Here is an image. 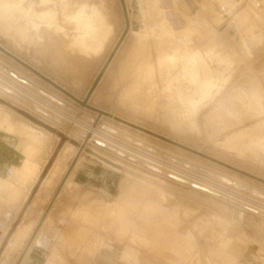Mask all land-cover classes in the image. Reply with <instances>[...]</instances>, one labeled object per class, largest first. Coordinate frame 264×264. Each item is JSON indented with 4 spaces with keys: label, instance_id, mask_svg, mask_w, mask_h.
Segmentation results:
<instances>
[{
    "label": "rangeland",
    "instance_id": "374dc122",
    "mask_svg": "<svg viewBox=\"0 0 264 264\" xmlns=\"http://www.w3.org/2000/svg\"><path fill=\"white\" fill-rule=\"evenodd\" d=\"M18 1L0 0V71L5 78L2 80L4 85L9 86L6 88L18 94V99H16L10 93L6 95L0 91V138L4 148L6 146L12 148V151L7 153L9 158L0 164V223L6 222L10 213L12 215L13 211L19 209L0 248V260L4 257L12 237L19 228L23 229L22 242L17 250L12 252L6 264H30L25 257L33 241L42 239L46 233L47 235L44 236L46 243L43 248L46 254H51L57 246L56 238H59L60 233L64 231L65 225L58 219L64 217L70 219L71 223L68 222L67 229L70 230L69 227L74 229L70 230L73 234L78 228L72 223L73 221L83 219L85 222L88 221L89 217L83 216L80 210L82 203L85 202L94 208L100 200L104 199V195L95 190H88L87 187L108 193L110 191L108 186L97 183L101 181L100 177H86L83 174H77L74 182H81L87 187H78L74 182L68 187L67 181L71 175L75 174L74 171L77 168L75 166L79 162L89 158L91 154L99 153L125 165L124 168L127 171L125 172L123 168V174L129 172L133 174L132 170H135V175L147 177L149 175L155 186H152V183L147 184L157 192L161 187L166 188L169 193L165 190L164 192H167L169 196L194 207L199 214H211L224 220L227 225L228 238L237 241L242 248V257L238 264H264V222L256 215L247 213L249 211H245L246 208L244 209L249 203L253 205L254 198L251 196L253 190L264 196V113L258 112L259 115L250 109L256 105V90L258 89L261 95H264V38L259 39L258 44L254 45H248L246 40L251 35H260L259 26L264 21V0H209L221 17L218 16V20L216 18L217 27L230 17L232 26L240 21L243 31L246 30L247 33L245 34V31L241 33L242 28L236 25L239 26L238 30L243 37L240 45L237 46L234 42L228 41L226 37H213L215 30L212 29L214 28L206 27L205 30L199 29L201 33L194 32L193 40L197 46L194 56L197 58L196 68L200 70V77L196 78V83L184 82V87H181L185 90L184 96L181 95V89L176 86V81L179 82L183 76V67L174 72L160 87L156 86L155 82L149 81L142 83L140 80L142 83L140 84L136 74H134L136 77L131 76L136 73L134 68L129 67V64L133 65L129 62L131 57L133 59V54H136L132 51L138 52L139 50L138 56L140 52H143L144 57H146L145 53L149 55L154 51L153 45H150L148 52L144 48L140 50L136 47L137 51L133 48V44H136L133 31L143 24L133 10V3L138 0H27L29 2L27 4L26 0ZM151 1L154 4L150 3V0L144 4L145 6L153 4L154 7L147 5L145 9L147 7V9L151 8L150 10L157 9V1ZM10 2L16 6L11 5ZM100 23L101 29L99 28ZM102 24L105 26L103 27ZM107 28L111 33L104 39V29ZM68 33L72 35L75 33V36ZM97 40H105V42L101 45ZM94 45L97 46L94 47ZM129 57L127 62L125 59ZM188 58L184 59V63ZM124 63L127 65L125 66ZM137 65L138 61L135 69ZM129 68H132V71ZM128 69L132 73L128 72ZM120 71L130 73L129 77ZM121 74L124 75L123 82H121ZM131 78L133 80L136 78V83L132 80L128 81ZM126 80L127 83H124ZM136 80L141 86L138 87ZM2 81L0 80V85H3ZM205 81L209 87L202 86ZM130 82H133L135 86L133 87ZM130 85L133 88L132 91ZM140 87L142 89H139ZM169 92L174 93L176 98L170 97ZM126 93L130 95L127 96ZM138 94L141 100L136 96ZM133 97L135 101H132ZM228 100H231V107L240 114V119L234 120L233 126L230 123L231 117L221 106L223 101ZM153 105H155L154 108ZM139 106H143V109ZM48 115L53 116L48 117ZM107 127L113 134L103 131ZM21 128L25 130L28 128L29 134L25 132L26 136H23V132H20ZM84 128L88 130L85 131ZM94 132L104 133L122 144L126 143V140L131 142L134 140V144L137 143L141 149L144 148L145 152L159 158V161L170 162L172 159L176 168H185L190 174L196 176L211 175L214 178L227 176L226 178L230 179L229 182L238 183L244 193L236 192L231 188L229 190L246 197V200L238 202V199H234L233 196L228 197L222 193L213 195L194 185L188 186V184L178 182L171 175L161 174L148 162L147 164L142 163L144 161L140 162L141 160L127 155L118 148L117 151L109 148V146L113 148V145L100 142L102 138L99 136L98 139ZM232 135L236 136L233 149L226 150L224 142ZM53 137L59 139L54 153L47 161L48 164L39 180L30 190L28 199L22 204L20 200L25 194L22 179H27L28 170L23 168L19 173L11 168L9 154L21 155V146L29 143L33 148L35 147L33 155L41 156L40 152L49 150ZM250 138L253 139L250 140ZM67 144L74 148V153L68 163L66 173L59 185H56L42 202L39 201L38 205L34 204L50 169L60 151ZM88 161L96 162L92 159ZM103 170L96 167L95 171L96 174L101 175L104 174ZM104 171L105 175H110L106 170ZM214 181L222 184L218 180ZM249 184H252L251 187ZM166 185L171 189L165 187ZM18 204H20L19 207ZM32 207L34 209L30 211ZM65 209L69 216L65 214L66 211H63ZM242 210L244 218L239 220L238 217ZM25 218L29 223H25ZM215 227L218 231L222 230V227L217 225ZM70 231L66 233L68 237L74 238L82 234L80 236L83 241L78 240L80 243L88 241L87 245L100 247L101 237L98 233L85 230L74 236L72 232L70 234ZM105 233L109 237H114L113 230L105 231ZM206 238L207 234H204L199 241L198 249H202L203 253H208L210 247L215 245V242L207 241ZM68 261V264L78 263L74 258H68Z\"/></svg>",
    "mask_w": 264,
    "mask_h": 264
},
{
    "label": "bare ground",
    "instance_id": "6f19581e",
    "mask_svg": "<svg viewBox=\"0 0 264 264\" xmlns=\"http://www.w3.org/2000/svg\"><path fill=\"white\" fill-rule=\"evenodd\" d=\"M16 1V0H15ZM18 1V0H17ZM21 2V0H19ZM18 1V2H19ZM24 1V0H23ZM22 1V3H23ZM29 1V0H28ZM34 1V0H33ZM38 1V0H37ZM146 1H149V0H146ZM145 1V2H146ZM157 1L156 3V6H157V9H153L150 10V9H145L144 7H146L147 5H152L153 6V1L150 0V3L152 2L153 4H147L145 6V2L144 0H138V1H135L133 3V7L135 10V12L137 13V16L138 18L142 21L141 23H143L141 26L137 27L135 31H133V37L135 38V42L136 43L135 45L133 44V48L135 49L136 47L139 48L140 50L142 48H144L147 52L149 51V47L150 45H153L152 47L154 48V51L151 53H149V55H147L148 53H144L146 54V57H144L142 54L143 52L141 53L140 52V56H138V52H135V51H132L130 50V52L132 51L133 53H136L135 55L137 57H135V55L133 54V59H134V62L132 61V55L130 56L131 57V62L133 65L129 64V67H132L134 68V71L136 73H133V75L131 74V76H134L136 78H138L137 80L138 81H142V83L144 82H151V83H156V86L160 87L163 83H166L168 80H169V77H171L173 75L174 72H177L179 70H181V68L183 67L182 70H184V73H183V76L182 78L179 80L176 81V86L181 89V87H184V82L186 81H189L190 83H196L197 80L196 78L200 77V73H199V69L196 68V64H197V58L194 56L195 54V51L197 50V46L195 45V42L193 40V33L194 32H197V33H201L199 31V29H203L205 30V28H214L212 30H215L214 34H213V37H218V36H222V37H226L228 39V41H232L234 42L237 46L240 45L241 43V40H242V31H243V28L241 26V23L238 22V24L236 25H240V28H242L241 30V33L239 32L238 29L239 26L237 27L236 25L232 26V18L228 17L227 19H225L223 22H222V25L221 23L219 25L221 26H216L215 24V21H216V18L218 20V18L220 17L215 9V7L213 5H211V3L209 2V0H155V2ZM7 2V1H5ZM29 3L27 2L26 0V4ZM1 4V3H0ZM11 5H14L16 6L13 2H10ZM21 4V3H20ZM24 4V3H23ZM47 4V3H46ZM182 9L180 8L181 6ZM262 4V3H261ZM264 4V3H263ZM9 5V4H8ZM25 5V4H24ZM30 5V4H29ZM32 5V4H31ZM80 5V4H79ZM33 6V5H32ZM149 6V7H150ZM151 6V7H152ZM260 6V5H259ZM258 6V7H259ZM4 7V6H3ZM46 7V6H45ZM44 7V8H45ZM48 7V6H47ZM51 7V5H50ZM154 7V6H153ZM264 7V6H263ZM32 8V7H31ZM36 8V6H35ZM39 8V7H38ZM38 8H37V12H38ZM43 8V9H44ZM156 8V7H155ZM51 9H53L51 7ZM77 9V8H76ZM22 10V9H21ZM27 10V8H26ZM28 11V10H27ZM32 11V10H31ZM46 11H47V8H46ZM87 11V10H86ZM74 12V11H73ZM264 12V11H263ZM9 13V12H8ZM53 13V12H52ZM71 13V12H70ZM69 13V15H70ZM87 13V12H86ZM24 14V13H22ZM33 14V13H32ZM84 14V13H83ZM77 15V14H76ZM86 15V14H85ZM20 16V15H19ZM67 16V15H66ZM74 16V15H73ZM219 16V17H218ZM224 16V15H223ZM34 17V16H33ZM60 17V16H59ZM135 17V16H134ZM18 18V17H17ZM23 18V17H22ZM43 18V17H42ZM66 18V17H65ZM77 18V17H76ZM221 18V17H220ZM223 18V17H222ZM24 19V18H23ZM35 19V18H34ZM36 20V19H35ZM40 20V19H39ZM84 20V19H83ZM136 20V19H135ZM26 21V20H25ZM28 21V20H27ZM87 21V20H86ZM261 21V20H260ZM29 22V21H28ZM36 22V21H35ZM38 22V21H37ZM96 22H98V20H96ZM105 22V21H104ZM137 22H139L137 20ZM12 24V23H11ZM20 24V23H18ZM30 24V23H29ZM84 24V23H83ZM99 24V23H97ZM247 24V23H245ZM21 25V24H20ZM35 25V24H34ZM33 25V26H34ZM59 25V24H58ZM103 27L105 26L104 24H102ZM244 25V24H243ZM13 26V25H12ZM32 26V24H31ZM99 26V25H97ZM107 26V25H106ZM11 27V26H10ZM35 27V26H34ZM62 27V26H61ZM108 27V26H107ZM256 27V26H254ZM260 35H251L249 36L246 40L248 42V45H254L258 42L259 39H263L264 38V21L261 22L260 24ZM258 27V28H259ZM56 28V27H55ZM73 28V27H72ZM71 28V29H72ZM100 29L102 28L101 27V23H100ZM250 28V27H249ZM23 29V28H22ZM254 29V28H253ZM257 29V28H255ZM103 30V29H102ZM104 36L103 38L106 39L107 36H109V33L111 32H108V28L107 29H104ZM245 31V34L247 33L246 30ZM243 31V33H244ZM250 31V30H249ZM255 31V30H254ZM253 31V32H254ZM259 31V30H258ZM56 32V31H55ZM73 32V31H72ZM252 32V33H253ZM59 33V32H58ZM70 33V32H69ZM68 33V34H69ZM196 33V34H197ZM209 33V32H208ZM250 33V34H252ZM258 33V32H257ZM31 34V33H30ZM48 34V33H47ZM60 34V33H59ZM62 34V33H61ZM75 34V33H74ZM72 35V34H69V35H72V36H75V35ZM80 34V33H79ZM195 34V33H194ZM255 34V33H254ZM67 35V33H66ZM102 35V34H101ZM244 35V34H243ZM25 36V35H24ZM47 36V35H46ZM45 36V37H46ZM50 36V35H49ZM248 36V35H247ZM41 37V36H40ZM212 37V38H213ZM100 38V37H98ZM71 39V38H69ZM80 39V38H79ZM84 39V38H83ZM88 39V38H87ZM86 39V40H87ZM102 39V38H101ZM103 40V39H102ZM100 41V40H97L99 41L101 44L104 41ZM74 41V40H73ZM72 41V42H73ZM95 41V43L97 42ZM69 45V42L66 41ZM77 42V41H75ZM88 42V41H87ZM90 43H91V40H90ZM92 44H94L92 42ZM99 44H97L99 46ZM258 44V43H257ZM74 45V44H73ZM97 45H94L97 46ZM102 45V44H101ZM70 46V45H69ZM72 46V45H71ZM90 46V45H89ZM73 47V46H72ZM71 47V48H72ZM78 47V46H76ZM75 47V48H76ZM92 47V45H91ZM93 47V48H94ZM101 47V46H100ZM131 47V48H132ZM77 49V48H76ZM135 49V50H136ZM74 50V48L72 49ZM80 50V49H79ZM100 50V49H99ZM136 50V51H137ZM98 51V49H97ZM259 51V50H258ZM80 52V51H78ZM132 52L130 54H132ZM83 53V52H81ZM92 53V52H91ZM94 53V52H93ZM99 53V52H98ZM245 53V52H244ZM85 54V53H84ZM243 54V53H242ZM91 55V54H90ZM94 55V54H93ZM129 55V53H128ZM190 56V57H189ZM127 57V56H126ZM127 58L125 59L126 61L130 59ZM189 57V58H188ZM188 58L187 62L184 63V59ZM138 61V65H137V68L135 69V64L136 62ZM128 62V61H127ZM125 62V63H127ZM124 63V64H125ZM122 64V62H121ZM127 64H125L126 66ZM124 66V67H125ZM128 68V66L126 67ZM132 68H129L131 71H132ZM124 69V68H123ZM127 70L128 72H130V70ZM76 70V69H75ZM74 70V72H75ZM2 71H0V80H4V75L1 73ZM78 72V71H77ZM121 72V71H120ZM125 71H122L121 73H123ZM132 73V72H130ZM129 73V74H130ZM81 74V73H80ZM123 74H127V76L129 75L127 72L126 73H123ZM123 74H121V78H122V81L123 82ZM136 74V76L134 75ZM77 75V74H75ZM119 76V75H118ZM126 76V75H125ZM120 77V76H119ZM129 77V76H128ZM161 79H159V78ZM117 78V77H116ZM126 78V77H125ZM133 78V77H132ZM129 79L128 81H133L134 83L135 82V79ZM211 79V78H210ZM136 80V81H137ZM118 82H120L119 80H116ZM115 81V82H116ZM137 81V85H138V82ZM140 81V84H142ZM120 82V84H121ZM133 82H130L131 85L133 84ZM3 83V81H2ZM114 83V82H113ZM117 83V82H116ZM124 83H127V80L124 81ZM129 83V82H128ZM5 83H3L4 85ZM11 85H13L12 83H10ZM139 84V85H140ZM215 84V83H214ZM2 84L0 85V91L1 93L3 94H6L8 95V93H10L12 96H14V98L18 99V94L16 92L13 93V91H9L8 88L6 87H9V86H3ZM10 85V87H12ZM117 86H119V84H116ZM115 85V86H116ZM123 85V83L121 84ZM130 85L131 87V91H132V86ZM138 85V87H139ZM165 85V84H164ZM135 85L133 84V87ZM141 86V85H140ZM203 87H207L208 86V83L207 81L203 82L202 84ZM253 86V85H252ZM15 87V86H13ZM129 87V88H130ZM136 87V88H138ZM147 87V86H146ZM145 87V88H146ZM209 87V86H208ZM17 88V86H16ZM135 88V89H136ZM144 88V89H145ZM150 88V86H149ZM148 88V89H149ZM162 88V87H161ZM172 88V87H171ZM13 89V88H12ZM124 89V88H123ZM134 89V90H135ZM139 89H142L141 87ZM7 90V91H6ZM11 90V89H10ZM151 90V89H150ZM153 90V88H152ZM168 90V88H167ZM129 91V89H128ZM136 91V90H135ZM166 91V90H165ZM174 91V90H173ZM23 92V91H22ZM127 92V91H126ZM138 92V91H137ZM152 92V91H151ZM185 90L181 89V95L184 96V93ZM193 92V91H192ZM208 92V91H207ZM130 93V92H129ZM134 93V92H133ZM153 93V92H152ZM170 93V97H175L174 96V93L172 92H169ZM127 94V93H126ZM137 94V93H136ZM142 94V93H141ZM140 94V95H141ZM176 94V93H175ZM204 94H205V91H204ZM130 95V94H129ZM127 94V96H129ZM163 95V94H162ZM161 95V97H162ZM168 95V94H167ZM135 96V94H134ZM137 97L139 96L136 95ZM156 96V95H155ZM159 96V95H157ZM165 96V95H163ZM264 95H261V93L259 92V90L257 89L256 90V93H255V99H256V105L255 107H251L250 109L256 113L260 112V113H264ZM140 97V96H139ZM138 97V98H139ZM169 97V98H170ZM189 97V96H188ZM132 98V97H131ZM168 98V97H167ZM176 98V97H175ZM187 98V97H186ZM129 99V98H128ZM137 99V98H136ZM140 99V98H139ZM145 99V98H144ZM185 99V98H184ZM141 100V99H140ZM147 100V99H146ZM187 100V99H186ZM132 101H135L134 100V97H133V100ZM143 101V100H142ZM154 101V100H153ZM231 101V100H230ZM230 101H223L221 106L225 108L227 114L231 117V126L234 125V120L238 119L240 117V114L234 110L231 105H230ZM137 102V101H136ZM171 102V101H170ZM178 102V100H177ZM180 102V101H179ZM134 103V102H133ZM153 103V102H152ZM138 104V103H137ZM147 104V103H146ZM150 104V103H149ZM179 104V103H178ZM191 104V103H190ZM133 105V104H132ZM159 105V104H158ZM145 106V105H144ZM147 106V105H146ZM155 105H153V108H154ZM183 106V105H182ZM186 106V105H185ZM140 107V106H139ZM143 107V106H142ZM140 107V108H142ZM148 107V106H147ZM178 107V106H177ZM183 108V107H181ZM143 109V108H142ZM150 109H151V106H150ZM149 110V109H148ZM250 110V111H251ZM251 111V112H252ZM42 112V111H41ZM152 112V111H151ZM54 113V112H53ZM167 113V112H166ZM253 113V112H252ZM255 113V114H256ZM260 113H258L260 115ZM257 114V115H258ZM46 115V113H45ZM168 115V114H167ZM182 115V113H181ZM49 116H53V115H48ZM55 116V115H54ZM57 117H59V115H56ZM169 116V115H168ZM213 116V114H212ZM250 117V116H249ZM59 118H62L61 116ZM214 118V117H212ZM62 119H65V118H62ZM195 119V118H194ZM193 119V120H194ZM211 119V118H210ZM215 119V118H214ZM240 119V118H239ZM5 120V119H4ZM192 121V120H190ZM237 121V120H236ZM243 121V120H242ZM241 121V122H242ZM1 122V120H0ZM91 122V121H90ZM184 123V122H183ZM192 123V122H190ZM179 124V122H178ZM108 125V124H107ZM173 125V124H172ZM16 126V125H15ZM9 127V126H8ZM12 128V127H11ZM34 128V127H33ZM209 128V127H208ZM85 131L88 130L86 128H84ZM15 131L17 129H14ZM111 129L110 128H104V132H106L107 134H113L111 133L110 131ZM22 131V129L20 130V132ZM18 133V131H17ZM48 133V132H47ZM85 133V132H83ZM240 133V132H239ZM21 134V133H20ZM50 134V133H49ZM82 134V133H81ZM94 134L97 136V138L99 139V136L104 139V140H100V142L102 143H108L110 145H113V148L109 146V148L117 151L118 149H120L121 151H124L125 153H127V155H131V156H134V158H137L139 159L140 162L142 163H145L148 164L150 163L153 168L159 170L161 172V174L163 175H171L176 181L178 182H181V183H184V184H188V186L190 185H194L195 187L199 188L200 190H203L204 192L207 191L208 193L210 194H213V195H217V193H222L223 195H228V197L230 196H233L235 197L234 199H238L237 201H243V200H246L244 197H242L241 195H239L238 193H236L237 191L238 192H243V189L240 187V185L236 182H229L230 179L226 178L225 176H222V177H219V178H214V177H211V175H203V177L201 176H196V175H193L192 173L190 174L189 171H187V169L185 170L184 169H178L176 168L173 164L174 161H171L170 162H161L159 161L156 156L154 157V155L148 153L147 151L145 152L143 149H141V146H139L137 143L134 144V140L131 142L129 140H126V143H119V142H116L112 139V137L110 136H107L106 134L104 133H95ZM122 135L124 133H121ZM25 134L23 133V136ZM115 135V134H114ZM126 135V134H125ZM131 135V134H130ZM235 135V134H234ZM238 135V134H237ZM26 136V135H25ZM28 136V135H27ZM53 136V135H52ZM113 136V135H112ZM132 136V135H131ZM233 136V135H232ZM231 136V137H232ZM20 137V136H19ZM119 137H120V134H119ZM122 137V136H121ZM134 137V136H133ZM137 137V136H136ZM229 138L227 140H225L224 144H225V149L226 150H232L233 149V145L236 141V136H233L232 138ZM240 137V136H239ZM238 137V138H239ZM251 137V136H250ZM261 137V136H260ZM23 138V137H22ZM242 138V137H241ZM25 139V137H24ZM32 139V138H31ZM117 139V138H116ZM122 139V138H121ZM253 138H250V140H252ZM36 140V139H35ZM124 140V139H123ZM31 141V140H30ZM59 141V139L57 137H53V139L51 140V144H50V148L49 150L47 149L44 153V155H41L42 157L45 156V164L46 162L48 161V159L53 155L54 153V150L57 146V142ZM96 141V140H95ZM137 141V140H135ZM139 141V140H138ZM32 142V141H31ZM123 142V141H122ZM140 142V141H139ZM142 142V141H141ZM257 143V142H256ZM29 144V143H28ZM27 144V145H28ZM96 144V143H95ZM146 144V143H145ZM26 145V146H27ZM31 145V144H29ZM99 145V144H98ZM104 145V144H103ZM102 145V146H103ZM257 145V144H255ZM23 146V145H22ZM25 146V147H26ZM107 146V145H105ZM144 146V145H143ZM32 147V146H31ZM115 147V148H114ZM259 147V145H258ZM45 148V147H43ZM118 148V149H117ZM24 149V148H23ZM32 150L35 149L34 148H31ZM241 149V148H240ZM243 149V148H242ZM23 151V150H22ZM41 151V150H40ZM39 151V152H40ZM151 151V150H150ZM234 151V150H233ZM7 152V151H5ZM96 152V151H95ZM113 152V151H112ZM42 154V152H40ZM39 153V155H40ZM74 153V148L67 144L59 153L57 159L55 160V163L53 164L52 168L50 169V172L49 174L47 175L45 181L43 182L41 188H40V191H39V194L37 195L36 197V201L34 204L38 205V202H42L44 200V198L47 196V194L54 189V187L57 185H59L61 179L63 178L64 174L66 173L67 169H68V163H70V159L72 158V155ZM114 153V152H113ZM25 154L24 151L22 152V155ZM26 155V154H25ZM30 156V154H29ZM34 156V155H33ZM32 156V158H33ZM37 156V155H35ZM27 157V156H26ZM39 157V156H38ZM128 157V156H127ZM174 157V156H173ZM17 158V157H16ZM31 158V157H30ZM29 158V159H30ZM31 158V159H32ZM75 158V157H74ZM22 159V158H21ZM42 158H38V160ZM89 159H92V160H95L96 162H93V161H88ZM169 159V158H168ZM169 159V160H170ZM20 160V158H19ZM36 160V159H35ZM74 160V159H73ZM136 160V159H135ZM168 160V161H169ZM43 161V160H42ZM84 161V163L82 164V162ZM82 162H79L75 167H77L75 169V174L71 175L67 181V186L69 187L70 185L73 184L74 182V179L77 177L76 175L78 174H88V175H91L92 172H94L95 168L96 167H100L104 170L107 171V173H109L110 175H113V176H121V175H126V176H130V177H135V178H139L142 179L143 181L148 182V181H151L152 178H149V175L148 177L147 176H138V175H135L134 174V171L135 170H132L133 171V174L132 173H126V174H123V170L125 169V172L127 171L126 168H124L125 165L117 162V161H114V160H111L110 158H107L99 153H94V154H91L89 156V158H86L84 159ZM86 161V163H85ZM44 162V161H43ZM42 163V162H41ZM16 165V164H15ZM23 165V164H22ZM41 165H44V163H42ZM80 165H82V167H80ZM12 167V166H11ZM17 167V165H16ZM126 167V166H125ZM144 167V166H143ZM13 168V167H12ZM20 168V167H19ZM124 168V169H123ZM128 168V167H127ZM23 169V168H22ZM148 169V168H147ZM17 170V168H16ZM129 170V169H128ZM208 170V169H207ZM12 171V170H11ZM39 171V170H38ZM131 171V169H130ZM131 171V172H132ZM149 171V170H148ZM155 171V170H153ZM206 171V170H205ZM17 172V171H16ZM27 172V171H26ZM40 172V171H39ZM158 172V171H157ZM215 172V171H214ZM20 173V172H19ZM23 173V172H22ZM136 173V172H135ZM200 173V172H199ZM217 173V172H216ZM24 174V173H23ZM40 174V173H39ZM217 174H220V173H217ZM225 174V173H224ZM142 175V174H141ZM160 175V174H159ZM199 175V174H198ZM26 176V175H25ZM38 176V175H37ZM170 176V177H171ZM217 176V175H215ZM8 178V177H7ZM16 178V177H15ZM37 178V177H36ZM35 178V179H36ZM231 178V176H230ZM38 179V178H37ZM154 179V178H153ZM214 180H218V182L222 183L221 185L217 184V182H215ZM15 181V179L13 180ZM161 181V180H160ZM128 183V182H127ZM150 183V182H149ZM161 183H163L161 181ZM3 184V183H2ZM5 184V183H4ZM35 184V183H34ZM33 184V185H34ZM151 184V183H150ZM165 184V183H163ZM183 184V185H184ZM181 185V184H180ZM223 185H225L226 187H224ZM233 185V186H231ZM250 185V184H249ZM252 185V184H251ZM250 185V187H251ZM31 186V185H30ZM152 186H155L152 184ZM142 187V186H141ZM156 187H158V185H156ZM160 187V186H159ZM158 187V188H159ZM165 187H168L167 185ZM187 187V186H186ZM193 187V186H192ZM194 187V188H195ZM254 187H256L254 185ZM31 188V187H30ZM170 188V187H168ZM229 188H231L232 190H236V192H233L231 190H229ZM32 189V188H31ZM160 189V193L162 194H166L167 192H164L165 191H168V189H164V188H159ZM171 189V188H170ZM196 189V188H195ZM263 189V188H262ZM16 190V188L14 189ZM138 190V189H137ZM26 191V190H25ZM149 191V190H148ZM260 191V190H259ZM152 192V191H151ZM169 192V191H168ZM8 193V192H7ZM14 193V192H13ZM16 193V192H15ZM17 193H18V190H17ZM133 193V192H132ZM171 193V192H170ZM252 197L254 198L252 204L251 205L249 203V205L247 207H244L245 211H249L247 213H252L254 215H256V217L260 218V220L262 222H264V196L260 193H258V191H255L253 190L252 192ZM12 194V193H11ZM63 194V193H62ZM3 195V194H2ZM8 195H10L8 193ZM248 195V194H247ZM246 195V196H247ZM13 196V195H12ZM156 196V195H155ZM250 196V197H251ZM7 197V196H5ZM11 197V196H10ZM60 197V195H59ZM9 198V197H8ZM16 198V196H15ZM212 198V197H211ZM248 198V197H247ZM252 198V199H253ZM14 199V198H13ZM27 199V194H23V197H22V200H20V202L22 201V204L26 201ZM157 199V198H156ZM249 199V198H248ZM251 199V198H250ZM150 200V199H149ZM121 201V200H120ZM159 201V200H158ZM19 202V203H20ZM153 202V201H152ZM240 202V203H241ZM247 202V201H246ZM249 202V201H248ZM21 204V203H20ZM18 204V207L19 205ZM33 204V206H34ZM120 204V203H119ZM148 204V203H147ZM244 204V203H243ZM246 204V203H245ZM120 206V205H119ZM11 207V206H9ZM36 207V206H35ZM207 207V206H206ZM8 208V207H7ZM243 208V207H242ZM21 209V208H20ZM34 208L32 207L31 209H29L30 211H32ZM127 209V208H126ZM213 209V208H212ZM243 209V210H244ZM241 211L240 212V216L238 217L239 220H243L244 216H243V213L244 211ZM17 212L19 211V209L16 210ZM215 211V210H214ZM17 214V213H16ZM216 214H220V213H216ZM222 214V213H221ZM246 214V213H245ZM244 214V215H245ZM128 216V215H127ZM15 215L13 216V218L15 219ZM26 221L25 223H27V218H25ZM51 219V218H50ZM49 219V220H50ZM48 220V221H49ZM14 221V220H13ZM8 222V220H7ZM7 222H4V223H7ZM29 223V222H28ZM3 226V225H2ZM47 226V225H46ZM45 226V227H46ZM7 227V226H5ZM3 228V231L7 232V229H10L9 227L6 229V228ZM76 227V226H75ZM22 228V227H21ZM70 230H74V229H71V227H69ZM74 228V227H73ZM44 229V228H43ZM42 229V230H43ZM2 230V229H1ZM31 230V228H30ZM68 231H70L69 229H67ZM77 230V229H76ZM2 231V232H3ZM32 232V231H31ZM42 232V231H41ZM73 234V231H70V234ZM81 231H79L80 233ZM75 234H73L74 236L77 235L78 232H74ZM4 235V233H3ZM67 235V234H66ZM69 235V234H68ZM82 235V234H80ZM78 236L77 237V240H80V241H83L81 240L82 239V236ZM1 236V235H0ZM71 236V235H70ZM22 237H23V229H20L16 232V234H14V236L12 237L9 245H8V248L5 252V255L4 257L0 260V264H6V262L8 261L10 255L12 254V252L16 251L17 250V247L21 244L22 242ZM30 237V235H29ZM66 237V236H65ZM64 237V238H65ZM72 237V236H71ZM4 238V237H3ZM68 239V238H67ZM74 239V238H73ZM2 239L0 238V241ZM61 240V239H60ZM26 241V240H25ZM71 241V240H70ZM74 241V240H73ZM64 242V240H63ZM67 242V241H66ZM69 242V241H68ZM37 243V242H36ZM75 243V242H74ZM65 244V243H64ZM72 245V243H70ZM69 244V245H70ZM77 244V243H76ZM68 245V246H69ZM74 245V244H73ZM75 247H77L76 245H74ZM73 246V248H75ZM91 246V244H90ZM66 247V246H65ZM70 247V246H69ZM72 247V246H71ZM81 247V246H80ZM79 248V247H77ZM72 249V248H71ZM74 250H77V249H74ZM74 252V251H73ZM77 252V251H76ZM74 254H77V253H74ZM56 256V255H55ZM58 256V255H57ZM143 257V256H142ZM124 260V259H123ZM139 260V259H138ZM142 262V261H141ZM264 262V261H263Z\"/></svg>",
    "mask_w": 264,
    "mask_h": 264
},
{
    "label": "crops",
    "instance_id": "0c3cea01",
    "mask_svg": "<svg viewBox=\"0 0 264 264\" xmlns=\"http://www.w3.org/2000/svg\"><path fill=\"white\" fill-rule=\"evenodd\" d=\"M28 128L26 130L21 128L22 132L28 133ZM27 144L21 146V155H9L11 158L10 166L14 170L16 168L17 172L22 168L28 170L27 179H22L28 199L31 188L39 180L48 162L45 164V156H39L44 162L41 159L38 160V156L35 158L31 149L33 147ZM22 150L26 155H22ZM10 151L12 148L7 146L4 148L0 138V164L9 158L7 153ZM44 154L43 152L42 155ZM41 162L44 165H41ZM95 170L91 175L82 174L86 177H100L101 181L97 183L106 184L110 191L105 193L95 188H89L81 182H74L78 187L84 186L88 190L102 193L104 199L100 200L94 208L83 202L80 210L83 216L89 217L88 221L85 222L83 219L72 223L77 225V232L88 230L98 233V236L101 237L100 247L87 245L88 241L80 243L77 236L74 239L68 237L66 233L70 219L64 217L58 219L65 226L64 231L59 232V238H56L57 246L52 253L46 254L43 248L46 243L44 241L46 233L42 239L33 241V245L25 257L30 264H68V258H74L78 262L76 264H238L240 262L242 257L241 245L228 238L227 225L224 220L211 214H199L194 207L185 205L169 196V192L166 194L157 192L151 185L147 184L152 183L151 181L145 183L142 179L139 180V178L126 175H105L103 169L104 174L100 175L96 174ZM16 210L12 212V215L10 213L8 222L5 220L7 223H0V238L2 239L0 248L9 230L7 228L15 220L13 216H17L19 212ZM63 211L65 212L66 209ZM67 212H65L66 215H68ZM215 225L222 227V230L218 231ZM49 226L51 228V224ZM4 227L7 232L3 231ZM108 230L114 231V237H109L105 233ZM204 234H207V241L215 242L208 253H203L202 249H198L199 241Z\"/></svg>",
    "mask_w": 264,
    "mask_h": 264
}]
</instances>
